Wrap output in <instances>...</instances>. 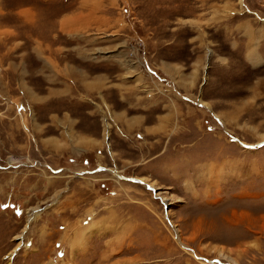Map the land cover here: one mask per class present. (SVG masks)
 Wrapping results in <instances>:
<instances>
[{"label":"rangeland","instance_id":"1","mask_svg":"<svg viewBox=\"0 0 264 264\" xmlns=\"http://www.w3.org/2000/svg\"><path fill=\"white\" fill-rule=\"evenodd\" d=\"M0 264H264V0H0Z\"/></svg>","mask_w":264,"mask_h":264}]
</instances>
